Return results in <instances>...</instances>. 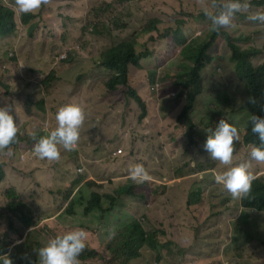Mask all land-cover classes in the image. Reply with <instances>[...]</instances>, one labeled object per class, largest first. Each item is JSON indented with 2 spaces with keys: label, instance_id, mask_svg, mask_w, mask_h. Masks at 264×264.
Here are the masks:
<instances>
[{
  "label": "rangeland",
  "instance_id": "obj_1",
  "mask_svg": "<svg viewBox=\"0 0 264 264\" xmlns=\"http://www.w3.org/2000/svg\"><path fill=\"white\" fill-rule=\"evenodd\" d=\"M1 1L17 9L15 0ZM144 4L146 12L133 9L135 22L158 15L175 24L181 19L180 11L214 10L213 0H145ZM44 12L35 19L38 27L30 34L27 27L19 25L16 36L0 39V57L14 52L19 61L0 63V107H8L18 125L16 142L0 150V163L6 170L0 183V240H12L5 253L14 264H28L29 260L31 264H40L39 248L61 230L81 222L79 212L85 200L78 204L74 198L88 194L86 183L81 187L86 180L122 193L119 200L123 208L140 221L145 231L163 230L164 241L172 240L170 246L165 242L158 253H143L124 264H264V246L259 244L261 237L264 240V212L254 209L252 216H246V222H242L240 204L227 191L226 198L222 194L225 189L214 180L216 174L245 161L249 162L250 171L262 174L264 162L250 160V152L240 150L242 141L233 146L230 165L212 159L203 148L210 134L207 129L216 127L220 119L227 121L223 117L235 122L239 134L244 130L241 120L245 116L238 111L240 99L233 102L232 108L215 112L207 111L206 100L200 98L228 87L234 75L233 64L216 63L224 62L220 55L226 45L229 51L230 45L241 51L258 49L264 57V24L251 26L248 24H258L259 20L238 19L230 27L231 36L217 41L211 51L216 59L200 72L202 95L188 124L177 118L184 107L182 95L178 99L175 91L167 89L164 95L159 93L163 76L178 71L181 63L189 65L187 59H180L181 63L129 66L128 87L146 107L144 119L139 120L141 111L127 89L118 86L115 91H108L104 86L108 76L96 68L99 63L95 62L100 61L102 52L116 40L92 35L81 19L65 18L59 26L47 14L48 27L43 22ZM262 12L256 8L253 14ZM203 27L198 24L197 33ZM20 80L26 84L23 89ZM236 86L237 82L230 90ZM233 95L242 96L236 92ZM24 99L30 101L26 107ZM70 103L79 104L85 113L77 146L71 151L60 147L58 160L37 158L34 145L57 126V111ZM28 112L29 120L22 121L21 117ZM136 164L146 168L150 181L138 183L129 178V171ZM74 167H79L77 171L82 175L68 177V171ZM190 191L194 204L188 205ZM9 201L17 206L22 204L20 210L33 218L31 227L13 221L19 228V238L6 227L9 214L5 207ZM88 225L94 233L102 232L94 219H89ZM252 225L255 231L248 229ZM246 237L249 242L244 244ZM101 238L99 243L94 235H87V246L96 254L83 259L81 252L79 264L119 263L107 251L111 235ZM184 251L188 256L184 257Z\"/></svg>",
  "mask_w": 264,
  "mask_h": 264
},
{
  "label": "trees",
  "instance_id": "obj_2",
  "mask_svg": "<svg viewBox=\"0 0 264 264\" xmlns=\"http://www.w3.org/2000/svg\"><path fill=\"white\" fill-rule=\"evenodd\" d=\"M100 1L103 3H98L96 0H48L34 12L21 13L14 6L5 5L0 0V39L16 36L15 30L19 25L27 27L30 34L38 27L35 19L42 11H45L43 22L48 27L47 14H50L51 18L59 23V26L65 18L72 19V21L81 19L83 25L91 31L92 35L108 38L109 41L116 40L102 52L100 61L95 62L99 63L96 68L100 71L104 70L108 76L104 82L108 91H115L118 86L127 89L141 111L139 120L144 119L146 107L140 97L128 87L129 66H139L140 63H181L180 59H187L190 62L189 65L181 63L178 71L163 76L159 93L164 95L167 89L175 91L178 99L182 95L184 107L180 110L177 118L185 120L188 124L192 122L190 113L193 112L197 99L202 95L200 94L202 92L200 72L216 59V56L211 54L215 44L219 39L231 36L229 30L236 20L254 22L255 20L250 19L256 15L253 14V11H256V8L264 10V0H238L242 7L233 13L231 25L214 29L211 17L223 11L224 5L229 0H213L214 10L212 12L202 9L198 12L180 11L181 19L175 24L166 22L158 15L146 16L135 22L132 19L133 9L146 12L148 9L144 4L145 0ZM243 5H247V7H243ZM198 24H203L204 27L197 33ZM126 31L125 36H122ZM229 48L230 51L226 45L220 55L224 62H216L233 64L234 75L230 77L228 87L214 90L213 96L200 98L206 100L205 109L207 107V111L215 112L232 108L233 102L236 103L240 99L238 111L245 116L241 120L245 128L239 134L240 139L234 140L233 146L236 145V142L242 141L243 145H249L246 151L250 152L252 145L259 144L257 135L251 132V118L253 115L264 116V57H261L262 54L258 49L241 51L234 45H230ZM10 54L11 56L5 53L3 57H0V63L12 61L19 63L14 52H10ZM63 62L66 63L67 60ZM235 81L238 86L230 90L231 85L236 84ZM234 92L240 93L242 96L237 98L233 95ZM223 118L227 119L229 123H235L231 118ZM210 129L214 130L215 127L207 130ZM78 169L79 167L70 169L68 177L82 175L77 171ZM5 174L6 170L4 171L3 165L0 163V183L5 178ZM85 183L88 194L83 197L78 194L80 197L74 198V202L78 204L85 200L81 205L82 211L79 212L81 222L76 227L61 230L59 235L74 228H83L88 236L89 234L94 235L100 243L101 235L111 233V241L106 247L108 253L119 260L118 264L127 263L129 259H137L143 253H158L165 247V242H168L169 246L172 244L171 239L168 238L164 241L162 238L166 236L163 230L147 232L136 217L129 215L128 210L123 208L119 200L122 193L109 191L108 185L98 184L97 181L92 180H86L81 184V187ZM259 192L264 194L263 180L253 182L249 193L237 201H242V208H257L258 211L264 212V200L261 202ZM222 194L225 197L228 195L226 190ZM187 204H194L192 191L189 192ZM20 207L22 204L17 206L13 201H9L5 207V212L9 214L6 216V227L9 233L16 238H19L20 234L19 228L13 224L14 220L19 221L22 227H31L34 224L29 212H23ZM87 217L94 219L98 228L102 230L101 233L93 232V227L88 225ZM142 217L144 218V215ZM240 220L246 222L247 217L244 213L240 214ZM253 227L254 225L248 229L253 230ZM238 229L245 230V227L240 229L238 226ZM157 234H161V236L158 237ZM54 237L53 235L52 238ZM11 243L12 240L1 239L0 253H5ZM87 244L82 251L83 259L93 258L96 254L94 250L89 249ZM261 244L264 246V241H261ZM184 252V257L188 256L187 252Z\"/></svg>",
  "mask_w": 264,
  "mask_h": 264
},
{
  "label": "clouds",
  "instance_id": "obj_3",
  "mask_svg": "<svg viewBox=\"0 0 264 264\" xmlns=\"http://www.w3.org/2000/svg\"><path fill=\"white\" fill-rule=\"evenodd\" d=\"M47 2L48 0H15V5L19 12L31 13ZM241 7L242 5L238 0H229L224 5L223 11L211 17L213 28L218 29L230 26L233 13L240 10ZM243 7H247V5H243ZM257 10L261 9L257 8ZM250 19L259 20V23H249L248 25L264 24V13H257ZM20 82L19 84L23 89L26 84L22 80ZM28 96H30V93ZM55 119L57 126L47 136L41 137L33 147V153L39 159L58 160L60 158V147L68 151L73 150L79 140L80 128L85 119V113L79 104L70 103L59 108ZM251 123V132L257 135L259 144L251 146L249 157L252 161L264 162V116L253 115ZM17 132L18 125L14 122L10 109L8 107H0V150L8 149L11 144L16 142ZM208 132L210 134L207 135L204 142V150L212 159L218 160L222 164L230 165L234 151L233 142L240 139L237 127L233 123L220 119L215 129H210ZM247 148H249L248 144L241 147L243 152H246ZM118 151L121 153V150ZM260 172L262 171H250V164L245 161L214 176L215 182L222 185L240 204L241 213H244L245 217L252 216L254 209L257 208H242V201L238 202L237 199L243 198L249 193L253 182L264 178V173L259 174ZM128 175L131 180L138 183L151 180L149 172L142 164L133 166ZM260 197L261 202H263L264 194L260 193ZM241 231L243 230L241 229ZM253 231H255V225ZM86 239L87 232L83 228H74L62 235L55 236L45 246L39 248L38 257L40 264H79L78 257L86 246ZM201 239L205 240L207 238L202 237ZM209 239L213 240L212 237ZM261 241H264L263 237L259 239V244H261ZM248 242V237L244 238L243 243L246 244ZM199 243H202V241H198ZM261 245L263 246V244ZM0 264H14V261L8 253H4L0 254ZM28 264H31L30 260Z\"/></svg>",
  "mask_w": 264,
  "mask_h": 264
},
{
  "label": "crops",
  "instance_id": "obj_4",
  "mask_svg": "<svg viewBox=\"0 0 264 264\" xmlns=\"http://www.w3.org/2000/svg\"><path fill=\"white\" fill-rule=\"evenodd\" d=\"M22 102H23L24 107L28 106V104L30 103V101L28 99H24ZM21 120L22 121L29 120V112H28L27 116H25V115L22 116Z\"/></svg>",
  "mask_w": 264,
  "mask_h": 264
},
{
  "label": "built area",
  "instance_id": "obj_5",
  "mask_svg": "<svg viewBox=\"0 0 264 264\" xmlns=\"http://www.w3.org/2000/svg\"><path fill=\"white\" fill-rule=\"evenodd\" d=\"M118 152H120V151H118Z\"/></svg>",
  "mask_w": 264,
  "mask_h": 264
}]
</instances>
